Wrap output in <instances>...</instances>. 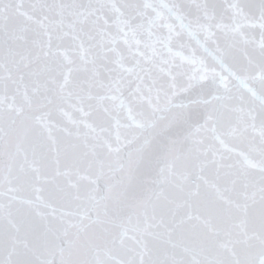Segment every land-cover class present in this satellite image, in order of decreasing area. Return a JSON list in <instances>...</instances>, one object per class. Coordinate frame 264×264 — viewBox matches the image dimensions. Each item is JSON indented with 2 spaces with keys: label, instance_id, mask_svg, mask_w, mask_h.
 <instances>
[{
  "label": "snow or ice",
  "instance_id": "1",
  "mask_svg": "<svg viewBox=\"0 0 264 264\" xmlns=\"http://www.w3.org/2000/svg\"><path fill=\"white\" fill-rule=\"evenodd\" d=\"M0 264H264V0H0Z\"/></svg>",
  "mask_w": 264,
  "mask_h": 264
}]
</instances>
